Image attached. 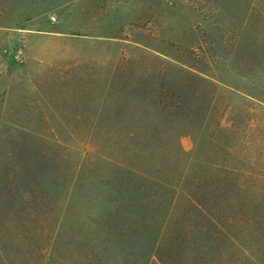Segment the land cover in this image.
Segmentation results:
<instances>
[{
    "label": "rangeland",
    "instance_id": "1",
    "mask_svg": "<svg viewBox=\"0 0 264 264\" xmlns=\"http://www.w3.org/2000/svg\"><path fill=\"white\" fill-rule=\"evenodd\" d=\"M182 69L210 84L193 103L198 131L182 124L173 141L191 171L209 157L217 170L237 167L252 217L264 219V0H0V248L10 260L75 264L41 233L43 219L28 217L25 176L87 191L80 180L101 158L89 128L107 123L109 82L147 78L155 92H181Z\"/></svg>",
    "mask_w": 264,
    "mask_h": 264
},
{
    "label": "trees",
    "instance_id": "2",
    "mask_svg": "<svg viewBox=\"0 0 264 264\" xmlns=\"http://www.w3.org/2000/svg\"><path fill=\"white\" fill-rule=\"evenodd\" d=\"M182 71L189 79L181 92H155L147 78L109 82L107 123L89 128L101 158L80 180L90 183L87 191L75 194L52 177L25 176L28 217L43 219L41 233L61 239L75 264H264V219L251 215L245 176L235 166L217 170L211 157L191 171L173 141L182 124L198 131L201 110L193 103L203 97V84H210ZM154 73L153 67L146 76ZM171 220L173 242L165 254H156ZM0 256L2 264H29L10 260L3 248Z\"/></svg>",
    "mask_w": 264,
    "mask_h": 264
}]
</instances>
